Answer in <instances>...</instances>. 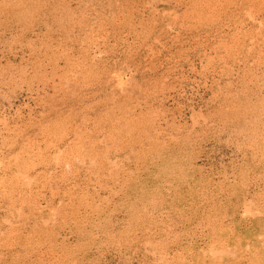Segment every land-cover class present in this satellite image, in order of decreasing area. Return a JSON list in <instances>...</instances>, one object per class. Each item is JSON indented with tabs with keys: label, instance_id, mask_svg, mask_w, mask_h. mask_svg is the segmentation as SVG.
<instances>
[{
	"label": "rangeland",
	"instance_id": "374dc122",
	"mask_svg": "<svg viewBox=\"0 0 264 264\" xmlns=\"http://www.w3.org/2000/svg\"><path fill=\"white\" fill-rule=\"evenodd\" d=\"M15 1L0 6V264H197L214 240L248 239L264 211V0ZM105 150L131 193L155 191L159 226L128 220Z\"/></svg>",
	"mask_w": 264,
	"mask_h": 264
},
{
	"label": "bare ground",
	"instance_id": "6f19581e",
	"mask_svg": "<svg viewBox=\"0 0 264 264\" xmlns=\"http://www.w3.org/2000/svg\"><path fill=\"white\" fill-rule=\"evenodd\" d=\"M8 1H10V0H0V6H2L3 8L5 7H7L10 3H7ZM15 4H18L17 6H19L20 4H21V6H24L25 5V3H24V1L23 0H19V1H15L14 2ZM133 8V7H132ZM56 10V9H55ZM22 11V10H21ZM20 11V12H21ZM22 13V12H21ZM29 18V17H28ZM27 19V18H26ZM59 19H60V16L56 13V20L57 21H59ZM93 20H95V19H93ZM94 24V23H93ZM92 24V25H93ZM91 25V26H92ZM64 26V25H63ZM25 27V26H24ZM59 27H61V26H59ZM63 30V29H62ZM254 38V37H253ZM256 39V38H255ZM253 43H254V40H253ZM59 45V44H58ZM84 45V44H83ZM89 45V44H88ZM92 45V44H91ZM95 45V44H94ZM93 45V46H94ZM249 45V44H248ZM90 47V46H89ZM95 47V46H94ZM85 48V47H84ZM95 49V48H94ZM93 51H95V50H93ZM98 50L96 49V52H97ZM101 51V50H100ZM91 52V51H90ZM99 52V51H98ZM93 53V52H92ZM98 54V53H97ZM156 54V53H155ZM89 56L90 57H88V58H86V59H90L91 61H96V55L95 54H89ZM3 57V56H2ZM60 58V57H59ZM18 59V58H17ZM87 61V60H86ZM87 63V62H86ZM78 65V64H77ZM87 65V64H86ZM95 66V65H94ZM242 66V65H241ZM86 67V66H85ZM82 68V67H81ZM70 71V70H69ZM72 72V71H71ZM74 72V71H73ZM123 72V71H122ZM4 73V72H3ZM60 73V72H59ZM65 73H67V71L65 72ZM82 73V72H81ZM77 74H78V72H77ZM68 75V74H67ZM60 76H61V74H60ZM59 76V77H60ZM74 76V75H73ZM110 76V75H109ZM124 76V75H123ZM72 77V76H71ZM64 78H65V82H66V85H67V87H69L70 86V82H71V80L70 79H66V76H64ZM111 79V78H110ZM113 79H114V82H115V87H118L119 88V90H127L128 88H127V86L125 85V79H124V77H122V76H120V75H115V77H113ZM85 80V79H84ZM57 81V80H56ZM76 81V80H75ZM80 82V81H79ZM75 84V83H74ZM58 86V85H57ZM138 88H139V86H137ZM135 88V87H134ZM140 89V88H139ZM39 93H41V92H39ZM64 115V114H63ZM191 120H192V118H191ZM76 123H78V122H76ZM37 125V124H36ZM40 130V129H39ZM76 131V130H75ZM230 137V136H229ZM76 138V137H75ZM99 139H100V141H103L100 137H99ZM61 140H62V137H60V142L59 141H57V143L58 144H56L55 143V166L57 167V168H59L58 167V165L60 164L61 166H63V164L65 163L66 164V162L67 161H69V157L67 158V159H65V156L67 155V153L65 152L64 153V150H62L63 148H61ZM74 140V139H73ZM75 141V140H74ZM51 142H53V141H51ZM76 144V143H75ZM75 144L73 143V146H75ZM67 145L69 146V145H72V142H67ZM77 145V144H76ZM105 145L106 146H108V143H105ZM10 146V145H9ZM110 146V145H109ZM65 147V146H64ZM68 148H71V147H68ZM46 150H47V148H46ZM259 152V151H258ZM54 156V155H53ZM102 157L106 160V162H107V164H109V168L107 169V171L109 172V173H107V175H109V176H105L104 178L105 179H110V180H106L105 182H107V181H110L109 183L110 184H112V182H114V185H112V186H114V188L116 187V186H118V185H120L121 186V188H122V190H121V192H124V193H122V196L120 197V199L121 200H123V202H126V201H128V202H126V204L124 205V206H126L127 207V217H128V220L129 219H134V221L136 222V219H135V217L137 218V220L138 221H143V223H146L147 222V224H149V226H143V228H144V233L145 232H148V230L151 228V226L150 225H153V226H156L157 227V225L158 224H155V223H151L152 221H156V219H157V221L159 220L158 218H160V219H162V218H165L164 216H163V214L162 213H158L154 208H155V204H154V202H155V200H153V198H154V195H155V191H154V194H153V196H152V198H150L151 200H153V201H150V199L147 197V196H145V195H143L144 193H145V191H141V189L140 190H138V189H134V190H132V193L130 192L131 191V189H128V188H126L125 186H127V183H128V181H125V182H121L119 179L117 180V177H115V173H111V169L112 168H115V167H118V166H115V161H113L112 160V154H111V150H105V152H103V154H102ZM263 157V156H262ZM190 158V157H189ZM190 162V161H189ZM54 164V163H53ZM112 164V165H111ZM20 166V168L17 166V168L18 169H25L26 167H23V166H21V165H19ZM70 166V165H69ZM106 167H107V165H106ZM42 168V167H41ZM56 168V169H57ZM10 170L12 169V168H9ZM76 170V169H75ZM49 171V170H48ZM7 172V171H6ZM12 173H14V176H15V170H12ZM49 173H51V172H49ZM72 173V172H71ZM86 173H88V172H86ZM52 174V173H51ZM21 175V174H20ZM53 175V174H52ZM5 176V175H4ZM19 176V175H18ZM264 177V176H263ZM19 179H22L23 177H18ZM28 178V177H27ZM235 178V177H234ZM242 179V178H241ZM13 180V179H12ZM18 180V179H17ZM28 180V179H27ZM29 180H31L30 178H29ZM145 180V179H144ZM205 180V179H204ZM244 180V179H243ZM22 182H23V180H21ZM51 181V180H50ZM157 181V180H156ZM160 181V180H159ZM166 181V180H165ZM230 181V180H229ZM13 182V181H12ZM20 182V181H19ZM18 181H17V183H19ZM25 182V181H24ZM26 182H29V181H26ZM96 182L97 183H100L99 184V189H101V191H105L106 189H111L110 190V192L109 193H111L112 195H117L119 192H118V190H114L113 188H111L112 186H110L109 184V187H107V185H106V183L103 181V180H101V178H100V180L99 179H96ZM232 182V181H231ZM239 182V181H238ZM30 183V182H29ZM29 183H27V185H29ZM101 183H105V186L104 185H101ZM236 182H234V184H235ZM8 184V183H7ZM177 184V183H176ZM221 184V183H220ZM225 184V183H224ZM229 184V186H230V183H228ZM239 184V183H238ZM246 184V182H244V184H243V186ZM10 185V184H9ZM18 186H17V188L18 187H20V185H22V183H19V184H17ZM31 185V184H30ZM29 185V186H30ZM34 186V185H33ZM124 186V187H123ZM163 186V185H162ZM170 186V185H169ZM227 187H228V185H226ZM242 186V185H241ZM242 186V187H243ZM255 186H257L258 188H259V183H256V185ZM8 187V186H7ZM6 187V188H7ZM38 187V186H37ZM166 187V186H165ZM201 187V186H200ZM218 187V186H217ZM226 187V188H227ZM235 187H236V185H235ZM238 187V186H237ZM247 187V186H246ZM253 187V186H252ZM21 188V187H20ZM29 189L31 188V186L30 187H28ZM27 187H26V189H28ZM36 188V187H35ZM74 187H73V185H72V189H73ZM190 188H192V187H190ZM250 189V187H247V189ZM113 189V190H112ZM163 189V188H162ZM173 189H175V187L173 188ZM218 189V188H217ZM216 189V190H217ZM220 189V188H219ZM246 189V191H245V193L243 194L244 196V198H243V202H242V207H241V212H239L240 213V215H241V219L242 220H245L246 221V216H248V213H250V214H252V211L249 209V204L252 202V200H253V198L251 197H249L248 195H246L247 194V192L249 193V191ZM55 190H57V189H55ZM55 190H54V192H55ZM71 190V188H69V191ZM167 190H169L170 191V189H167ZM189 190V189H188ZM200 190V189H199ZM107 191V190H106ZM140 191V195H138L137 196V193ZM198 190H196V192H197ZM221 191V189L219 190V192ZM4 192H6V197H9V194H11L10 193V191H4ZM36 191H34L33 192V190H31L30 189V191H29V193L26 191V193H28V195L30 196V195H38L39 193H36V194H34ZM38 192V191H37ZM125 192H127V194L125 193ZM164 192V191H163ZM199 192V191H198ZM212 192V191H211ZM130 193V194H129ZM251 193V192H250ZM200 194V193H199ZM103 195V194H102ZM133 195V196H132ZM157 195V194H156ZM209 195V194H208ZM29 196H28V198H29ZM39 196H40V194L38 195V196H34V198L31 200V204H30V206H31V208L32 209H34V206H35V204H37V205H40V200H37L36 198L38 197V199H40L39 198ZM169 196V195H168ZM213 196V195H212ZM23 197H25V195L23 196ZM18 198V197H17ZM158 198V197H157ZM211 198V197H210ZM176 199V198H175ZM184 200V199H183ZM87 201V200H86ZM108 201V200H107ZM18 202H19V200H18ZM20 202H21V200H20ZM85 202V201H84ZM97 202V201H96ZM100 202V201H99ZM159 202V201H158ZM161 202V201H160ZM159 202V203H160ZM208 202H210L211 203V201H208ZM213 203H214V201H212ZM66 203V202H65ZM146 203H148V204H151L152 205V208L153 209H151V207L149 206L148 207V205H146ZM191 203H192V201H191ZM202 203V202H201ZM261 203V202H260ZM22 204H23V201H22ZM74 204V203H73ZM195 204V203H194ZM203 204V203H202ZM6 205V204H5ZM11 205V204H10ZM19 205V204H18ZM21 205V204H20ZM19 205V206H20ZM154 205V206H153ZM188 205H190V203L188 204ZM208 205V204H207ZM25 206V205H24ZM23 206V207H24ZM96 206H99L100 207V205H98V203L96 204ZM200 206V205H199ZM211 206V205H210ZM209 206V207H210ZM3 207V206H2ZM61 207V206H60ZM76 207V206H75ZM164 207V206H163ZM189 207H191V206H189ZM215 207V206H214ZM4 208V207H3ZM18 208V207H17ZM74 208V207H73ZM78 208V207H77ZM157 208V207H156ZM235 209H238L237 207H234ZM22 209V208H21ZM191 209V208H190ZM198 209V208H197ZM208 209V208H207ZM230 209H231V207H230ZM260 210L258 211V213H263L262 214V217H260V218H256V219H253V220H250V218H249V222H250V228H248L249 229V231L252 233V235H250L249 236V238L248 239H246V240H240L239 241V239H237V241L236 240H234L233 239V243H231L229 240H226L227 242H224L225 241V238H218L217 237V239L219 240V242H220V239H221V241L223 242V245H222V247L220 246V244L219 243H216V240H214L213 242H210V243H212L211 245H209L208 247H209V249H208V251H209V254H210V257L207 259V261H203V260H201L200 262H198L197 261V264H264V211H263V209H262V206H261V208H259ZM18 210V209H17ZM38 210V209H37ZM40 210V209H39ZM49 210H51V209H49ZM75 210V209H74ZM73 210V211H74ZM167 210V209H166ZM192 210V209H191ZM4 211V210H3ZM23 211V210H22ZM51 211H54V210H51ZM194 211H195V209H194ZM193 211V212H194ZM212 211V210H211ZM232 211V210H231ZM235 211V210H234ZM165 212V211H164ZM204 212V211H203ZM3 213V212H2ZM18 213H20V212H18ZM157 213V214H156ZM205 213V212H204ZM229 213V212H228ZM4 214V213H3ZM15 214H17V213H15ZM196 214V213H195ZM211 214V213H210ZM214 214V213H213ZM223 214V213H222ZM229 214H231V213H229ZM20 215V214H19ZM22 216H24V217H27V214L26 215H24L23 214V212H22V214H21ZM34 215V214H33ZM187 215H188V213H187ZM3 216V215H2ZM1 216V217H2ZM53 215L51 214V217H52ZM186 216V215H185ZM207 216H209V214L207 215ZM224 216V215H223ZM12 217V216H11ZM23 217V218H24ZM213 217V216H212ZM212 217H210V218H212ZM233 217V216H232ZM238 217V216H237ZM61 218V217H60ZM167 218H168V216H167ZM200 218V217H199ZM199 218H198V220H199ZM206 218H208V222H209V217H206ZM12 219V218H11ZM56 218L54 217V220H55ZM187 219V218H186ZM191 219V218H190ZM200 219H202V218H200ZM224 219V218H223ZM1 220H4V219H1ZM9 220V219H8ZM45 220V219H44ZM53 220V219H52ZM51 220V221H52ZM59 220V219H58ZM219 220V219H218ZM239 220V219H238ZM188 221V220H187ZM197 221V220H196ZM203 221V220H202ZM214 221V220H213ZM231 221H233V220H231ZM234 221H237V220H234ZM233 221V222H234ZM5 222V221H4ZM9 222V221H8ZM204 222V221H203ZM215 222V221H214ZM229 222V221H228ZM233 222H231V223H233ZM243 222V221H242ZM1 223V222H0ZM195 223H197V222H195ZM205 223V222H204ZM219 223V222H218ZM217 223V224H218ZM240 223V222H239ZM32 224V223H31ZM164 224V223H163ZM221 224H222V222H221ZM185 225V224H184ZM202 225V224H201ZM200 225V226H201ZM209 225H211L210 224V222H209ZM10 227H11V229L10 230H12V226L11 225H9ZM19 226V225H18ZM54 226V225H53ZM159 226V225H158ZM200 226H199V228H200ZM219 226H220V224H219ZM150 227V228H149ZM136 228V227H135ZM197 228V227H196ZM204 228V227H203ZM256 228V230H253V229H255ZM6 230L8 229L7 227L5 228ZM169 229V228H168ZM168 229H163V232H168ZM190 229H192V228H190ZM3 230V229H2ZM10 230H8L7 232L9 233L10 232ZM14 230H15V228H14ZM14 230L13 231H11V232H13V234H14ZM134 230V229H133ZM194 230V229H193ZM198 230V229H197ZM203 230V229H202ZM222 230H224V229H222ZM16 231V230H15ZM17 231H18V229H17ZM16 231V232H17ZM58 231V230H57ZM94 231V230H93ZM2 232V231H1ZM58 232H60V231H58ZM190 232V231H189ZM194 232V231H193ZM218 232H219V230H218ZM217 232V235L219 236V237H221V236H223V232H222V234H220L219 235V233ZM29 233V232H28ZM169 233V232H168ZM200 233V232H199ZM2 234V233H1ZM154 234H155V231H154ZM162 234V233H161ZM212 234V233H211ZM7 235V234H6ZM10 235V234H9ZM157 235V234H156ZM212 235H214V233L212 234ZM15 236V235H14ZM155 236V235H154ZM215 236V235H214ZM213 236V237H214ZM11 237V236H10ZM228 237H229V235H228ZM12 238V237H11ZM45 238V237H44ZM59 238V237H58ZM153 238H155V237H153ZM157 238V237H156ZM152 239V238H151ZM194 239V238H193ZM57 240V239H56ZM74 240V239H73ZM71 241V240H70ZM197 242V241H196ZM70 243V242H69ZM152 245H153V251L154 252H156V251H158L159 249H160V244H159V241L158 240H151V242H150ZM200 243V242H199ZM187 244H189L190 245V243H187ZM203 244V243H202ZM216 244H218L219 246V248L218 247H216ZM224 244H227V246H229V247H225L224 246ZM230 244V245H229ZM22 245H23V243H22ZM162 247V246H161ZM185 247V246H184ZM203 247V246H202ZM202 247H201V249H202ZM207 247V248H208ZM243 248V250L245 251L244 253H243V255L242 254H240V255H238V250H239V248ZM47 252V251H46ZM63 252V251H62ZM191 252V251H190ZM203 252V251H202ZM201 252V253H202ZM189 252H187V254H188ZM192 253V252H191ZM170 254V253H169ZM38 255V254H37ZM159 258H160V260H162V262L163 261H167V257H166V255L164 254V253H162L161 251H160V253H159ZM173 255V254H172ZM185 255V254H184ZM73 256V255H72ZM179 257V256H178ZM197 257V256H196ZM158 258V259H159ZM161 258H164V259H161ZM170 258H171V256H170ZM173 258V257H172ZM183 258V257H182ZM199 258V257H198ZM198 258H196V260L198 259ZM190 259V258H189ZM163 264H165L164 262H163Z\"/></svg>",
	"mask_w": 264,
	"mask_h": 264
}]
</instances>
